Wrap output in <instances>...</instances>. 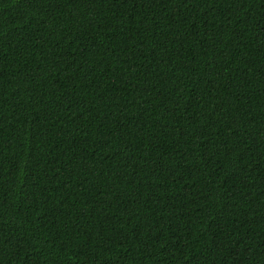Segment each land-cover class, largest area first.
Returning <instances> with one entry per match:
<instances>
[{
    "label": "trees",
    "instance_id": "trees-1",
    "mask_svg": "<svg viewBox=\"0 0 264 264\" xmlns=\"http://www.w3.org/2000/svg\"><path fill=\"white\" fill-rule=\"evenodd\" d=\"M0 264H264V0H0Z\"/></svg>",
    "mask_w": 264,
    "mask_h": 264
}]
</instances>
